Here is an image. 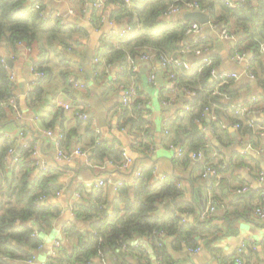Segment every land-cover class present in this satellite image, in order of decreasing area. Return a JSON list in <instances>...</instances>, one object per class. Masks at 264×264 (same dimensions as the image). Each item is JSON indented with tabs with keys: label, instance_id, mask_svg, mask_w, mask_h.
<instances>
[{
	"label": "crops",
	"instance_id": "0c3cea01",
	"mask_svg": "<svg viewBox=\"0 0 264 264\" xmlns=\"http://www.w3.org/2000/svg\"><path fill=\"white\" fill-rule=\"evenodd\" d=\"M43 1L64 22H74L73 18H75L80 19L83 24H79L81 27L78 28V33L68 41L69 46L65 48L63 44L55 43V50L49 54V65L53 72V76L50 78H43V75L39 76L37 71L31 69L39 54L36 42L30 46L19 42L16 56L11 50L2 52H5L2 56L6 58V63L7 60H10L13 64L9 66L7 63L9 69L11 68L15 73L16 85L14 84V89L18 95V106L14 109L13 122L0 128L3 137L15 140L14 147L8 153V167L11 168V162L16 160L25 148L32 149V146L36 144L39 157H42V161L48 169H52L57 174V182L61 184L58 191L41 197L37 202L38 205L44 203L56 205L60 209V214L46 232L35 222H29L28 225L33 226L34 229L33 236L40 240L37 251L29 259L49 264V256L53 254L50 253V248L54 241L58 240L61 243L65 240L62 233L64 222L75 220L73 203L80 202L79 199L83 202L87 198V195L84 197L81 195V186L84 187L87 194L102 190L105 197L104 204L109 213H112L113 202L119 195L117 192L119 185L113 183H129L134 171L139 166L143 167L149 163V157H144L142 153L137 152L136 156L131 152V144L136 138L133 140L132 134L125 127H119L121 114L118 109L120 108L122 90L133 88L135 90L133 101L138 97L142 98L150 109L149 113L144 115L153 128V143L149 152L150 156L156 158L153 178L157 179L162 174L165 177L171 174L180 175L178 186L183 192L182 199L190 202L194 207L193 212L187 211L183 216L189 220L197 217L195 225L204 224L208 217L202 219L201 211L205 209L209 201L215 206V211L211 215L216 216L221 212V214L227 212L236 215L228 224L222 218L223 215L220 220L213 219L212 223L217 225L218 232L213 231V228L209 230L206 225L205 238L200 239L197 246L187 247L182 244L181 250L176 251L172 246H169L170 238L167 239L166 245L169 246L168 250L174 257V261L177 264H237L234 255L238 247L244 243L245 250L246 246L247 248L250 246L254 251V257L249 264H263L264 218L259 217L256 210L264 209V195L261 194V185L258 182L259 173L262 172L264 176V74L257 76L249 71L253 59V54L250 51H240L246 54V58L240 62L234 58V52L238 50L237 43L240 39L248 40L252 36L264 41V11L258 20H253L248 6L244 7L246 0L245 2L244 0H232L237 5L230 8L239 7L244 14L242 15L243 19L239 20L236 13L228 9L229 6L225 0H214L213 17L215 21L211 19L210 12L201 8L197 11L206 12L209 15V20L206 23H201L186 17L189 11L196 9L181 8L172 14L167 10L164 17L168 21L179 18L181 22H197L202 26L200 33L188 35L184 33V39L178 44L183 46L179 50L178 58L193 64V67L197 66L203 58H207L210 63H216L213 70L217 73L233 72L240 75L239 79L225 83L220 103L211 105L210 112L204 117L203 134L194 142L195 150L191 151L190 146H187L180 156H189L182 157L183 159L178 161L177 158L174 159L173 151L160 141L161 137L167 134L164 131L165 128L168 129L166 123L177 119V115L181 116L185 111L184 108L194 97L177 93L174 90L166 79L165 71L157 57L153 60H144L139 54L135 58L128 57L125 60V65L118 61L106 64V59L102 56L104 49L102 39L108 38L109 42L114 45V47H110L109 52L118 49L119 44L112 35L114 31L121 30L128 23V19L125 17L121 20L110 19L108 12L110 5L107 0L105 7L97 11L99 20L96 24L88 23L81 19L80 15L83 8L89 11L97 0L94 2L86 0L80 4L81 6L78 4L79 0ZM251 1L253 6H258L260 2V0ZM71 8L74 9L73 14L70 13ZM210 23L220 28H228L234 37L231 39L222 38L218 31L212 29ZM192 45L198 46L191 47ZM185 47L193 50L200 48L204 51L197 54L193 50L184 53L182 50ZM149 49L147 48V50ZM259 55L264 61L260 49ZM131 64L135 70L131 69ZM64 69H67L65 71L69 73L68 79L62 76L61 71ZM123 69L126 71L125 76L120 77V82L113 83L116 81L118 73ZM151 74L155 75L154 84L150 81ZM249 74L253 76L251 77ZM213 79L215 78L211 76V80ZM72 82L82 86L75 87ZM112 84L115 89L109 93V86ZM36 87L42 88V98L36 105H33L32 102L27 103L29 93ZM214 90L216 93L219 92L217 85ZM58 96L71 104L69 109L56 105L55 100ZM252 97L254 100L249 104ZM241 103L250 106L245 113L237 115L233 109ZM96 104H102L105 107L103 122L97 118ZM229 107L232 110L225 111ZM77 110L84 111L87 114V119L78 118L75 114ZM78 121H81L80 124ZM89 121V128L94 131L99 129L103 139L114 138L120 141L125 158L131 160L128 167L115 166L108 160L101 166L89 160L88 151L91 148V139L85 130ZM236 122L240 123L239 127L234 126ZM74 127H76V134L72 135L73 143L68 150L62 149L72 151L78 147L86 151L88 157L75 156L71 161L57 160L55 156L56 139L53 135H60ZM245 129H247L246 133ZM44 130H50L52 136L45 135ZM195 152L202 153V157L193 158L192 153ZM31 157L37 158L35 155H31ZM204 162L211 163L214 167L221 165L218 184H215L214 179L205 172ZM37 172L38 168L33 171L31 178ZM116 176L117 179L114 178ZM97 178L107 181L104 187L95 188L93 186V181ZM242 188L247 189L240 192ZM246 191L251 192L238 196V193ZM258 191H260L261 199L257 195ZM162 204L159 205L160 208ZM125 210V206L121 204L120 214H123ZM183 220L185 219L183 218L181 222H185ZM229 223L233 229L232 233L222 234L225 224L229 225ZM233 227L237 230L236 233ZM216 235L219 236L213 242H209L211 237ZM127 244H130L129 248L131 249L130 264H161L158 256L159 251L153 248L150 239L146 236H135L128 240ZM131 246L139 247L142 250H133ZM195 248H199V250L192 251ZM139 251L140 253H137ZM24 263L32 264L26 260ZM113 263L112 258L104 259L103 256H100L90 264Z\"/></svg>",
	"mask_w": 264,
	"mask_h": 264
},
{
	"label": "trees",
	"instance_id": "16d2710c",
	"mask_svg": "<svg viewBox=\"0 0 264 264\" xmlns=\"http://www.w3.org/2000/svg\"><path fill=\"white\" fill-rule=\"evenodd\" d=\"M85 1L79 0V6ZM107 1L110 5L108 11L110 19L127 18L131 30L124 36L112 35L119 47L111 52L110 47L114 45L108 38L102 39L104 48L102 56L105 57L106 64L118 61L125 65L128 57L135 58L142 52L154 54V58L160 53L180 56L179 50L183 46L178 44L184 39L185 28L190 22H181L179 18L166 20L164 16L172 3L182 6V1L196 2L202 9L210 12L211 19L215 21L214 0H130V5L125 0ZM245 6H248L253 20H258L264 11V0H260L258 6H253L251 0H246ZM228 9L233 10L239 20L243 19L244 14L239 7ZM97 11L95 6L88 11L93 24L99 20ZM80 27L75 21L64 22L43 0H0V128L13 122L14 108L7 102L12 96L14 84L16 85L9 76L6 58L2 56L5 52H2L11 50L16 56L19 42L27 46L36 42L39 54L32 67L34 71L42 72L43 78H50L53 72L49 65V54L55 50V43L59 42L66 48L69 46L68 41L78 33ZM259 41L257 37L251 36L248 40L240 39L237 43L239 51H250L253 54L249 71L257 76L264 74V61L259 55ZM215 65L214 62L205 64L200 61L192 69L183 67L173 69L174 77L171 80L174 85L193 90L196 95L189 101L190 109L185 110L180 117L176 114L177 119L167 124L168 132L160 141L163 145L180 147L182 150L190 146L191 151L195 150L194 142L203 134L205 106L220 103L223 96L225 83L222 84L218 78L211 80ZM65 70L67 69L61 71L62 76L68 79L69 73ZM125 72V69L121 70L113 83L120 82V77L125 76ZM216 85L218 93H214ZM109 88V93L115 89L113 84ZM42 92V88L36 87L29 93L27 103L32 102L36 105L42 98ZM16 100L18 106V97ZM149 111L145 101L138 97L132 102L131 107H125L119 118L121 122L119 127H125L132 134L133 140L136 138L131 144V152L135 155L136 152L142 153L144 157L150 159L149 163L143 166L141 176L134 184L123 182L117 187L119 195L113 202L112 213H109L104 204L102 190L87 194L81 186L80 193L83 197L87 195V198L83 202L73 203L75 220L64 222L62 233L65 240L49 256V264H90L95 258H100V253L104 259L112 258L113 264H130L131 249L127 241L135 236H146L150 239L153 248L159 251L158 256L163 264H177L170 255L169 246L176 251L181 250L182 244L187 247L197 246L199 240L205 238L206 225L209 230L213 228V231H217V225L212 223L213 219L220 220L223 215L222 218L228 224L235 218V214L221 212L208 217L204 224L195 225L197 217L189 220L183 216L187 211L193 212L194 207L182 199L183 192L178 186L180 175L171 174L162 180L153 178L156 158L149 155L153 143V128L144 115ZM80 122L78 121L79 124ZM89 125L90 121L85 128L91 139L89 160L101 166L107 160L115 166H121L125 161V155L120 141L114 138L103 139L101 134H96ZM74 134L76 127L61 133L59 143L63 149L68 150L71 146ZM14 145L15 140L3 137L0 133V264H25V260L27 261L37 251L40 243V240L33 236L34 229L28 225L29 222H35L46 232L60 214V209L52 203L37 204L41 197L54 194L61 188V184L57 182V174L52 169H38L31 178V174L37 168L35 159L31 157V148H25L20 156L11 162L9 168L8 153ZM186 156L189 155L182 157ZM182 157L176 158L180 161ZM257 195L261 199L260 191ZM121 204L126 208L123 214H120ZM183 218L185 222H181ZM227 224L222 234L232 233L230 223ZM234 230L236 233L237 230L235 228ZM217 236L219 235L211 237L209 242H213ZM169 238L170 245L167 246L166 240ZM131 248L142 250L134 246ZM234 256V260L239 257L242 264H249L254 257V251L250 246L248 248L246 246V250L236 252Z\"/></svg>",
	"mask_w": 264,
	"mask_h": 264
},
{
	"label": "built area",
	"instance_id": "2783aa9c",
	"mask_svg": "<svg viewBox=\"0 0 264 264\" xmlns=\"http://www.w3.org/2000/svg\"><path fill=\"white\" fill-rule=\"evenodd\" d=\"M125 1L127 3H129V5H130V0H125ZM225 3L229 7H235L237 5L236 2H234L232 0H225ZM105 4H106V0H97L95 3H93V6H95L97 9H103L105 7ZM181 8H190V9L201 10V7L196 2H192V1L191 2H189V1L188 2H184V1H182V6H179V5H176V4L172 3L169 6V8H168V12L171 13V14L172 13H176ZM70 13H72V14L74 13V9L73 8L70 9ZM82 13H83V15H82ZM82 13L80 15V18L85 20V21H87L88 23H92L91 17L88 14L84 15V14L88 13V10L86 8H83ZM210 25H211L212 29H214L215 31L219 32V35L222 38L231 39V38L234 37V35L229 31L228 28H220L217 25L212 24V23H210ZM130 30H131V27H130L129 24H127L121 30L114 31L113 35L124 36L125 34L129 33ZM201 30H202V26L201 25H199L197 22H191L185 28L184 33L186 35L192 34V33H200ZM259 49H260V52L262 53L263 58H264V41H259ZM192 50L193 49H191L189 47H185L182 50V52L187 53V52L192 51ZM193 51L197 54V53L203 52L204 50H201L200 48H195ZM140 56L144 60H153L155 55L151 54V53L143 52ZM157 58H158L159 63L162 66V69L165 71L164 74L166 75V79L171 83V85L173 86L174 90L177 93H182L183 95H188L190 97H195V95H196L195 91L189 90V89L184 88V87H181V88L176 87L174 85V83L172 82V80H171L174 77L173 69H176V68H179V67H183L185 69H192L193 64H190V63L182 60L181 58H178V57L166 54V53H160ZM234 58L236 59L237 62H240V61H243L246 58V54L244 52H240L238 50H235ZM202 61L205 64H209L210 63V60L207 59V58H203ZM6 67L8 69V73H9L10 78L15 82V73H14V71L11 68L9 69L8 66H6ZM31 69L34 70L33 67H31ZM131 69L135 70V68H134V66L132 64H131ZM37 74L39 76L43 75L42 72H37ZM249 75L251 77L253 76L252 74H249ZM212 76L214 78L220 79L222 84L226 83V82H228L230 80H234V79H239L240 78V75H238L236 73H233V72L217 73L214 70H212ZM150 81H151L152 84H154V81H155V75L154 74H151ZM73 85L75 87H78L81 84H78V83L74 82ZM214 93H216L215 90H214ZM134 94H135V90L133 88H131V89H123L122 90V96H121V100H120V108L118 109L119 114H123L125 107H128V108L131 107V104H132L133 99H134ZM17 97H18V95L16 94L15 89L13 87L12 96H11V98L9 99V101L7 103H9L14 109L17 108V100H16ZM253 100H254V97L251 98V100L249 101V104L252 103ZM55 102H56V105L58 107H62L64 109H69L70 106H71V104L69 102L65 101L63 98H60L59 96L55 100ZM249 106L250 105L241 103V104H239V106L234 107L233 112L236 113L237 115H241V114L245 113L248 110ZM210 107L211 106H208V105L205 106V108L203 110L204 116H206L207 113L210 112ZM188 109H190V105H188V106H186L184 108V110H188ZM230 110H232L231 107L225 109V111H230ZM75 114L81 120H86L87 119V114L84 111L77 110V111H75ZM182 115H183V112H182L181 116ZM213 118H215V116H213ZM239 124L240 123L236 122L234 126L235 127H239ZM166 125H167V123H166ZM164 131L167 133L168 129L165 128ZM95 132H96V134H100L99 129H95ZM43 133L45 135H47V136H52V132L50 130H44ZM19 135H21V133H19ZM42 136H44V135H42ZM53 136H54V139H56L55 143H56L57 150H56V155L55 156H56L57 160L71 161L73 159V157H75V156L88 157L87 152L83 151L82 149H80L78 147L74 148L72 151H64L62 149L60 143H59V140L61 139V134L60 135H53ZM168 148H170L173 151L174 158L180 156L181 153L183 152V150L180 147L177 148L175 146H170ZM9 151H11V149ZM31 151H32L31 155H35L37 157V158H35V163H36L37 168L41 169V170H48V167H46L44 165L43 161H42V157H39L40 155L38 153L36 144L34 146H32ZM124 154H125V152H124ZM192 157L193 158H201L202 157V153H200V152L192 153ZM130 163H131V160L126 157L125 161L122 164V167L126 168V167H128L130 165ZM204 166H205V172L208 173L209 176L214 179L215 184H218L219 167L221 165L218 166V167H214L210 163L204 162ZM142 169H143V167L139 166L134 171L132 179L129 181V183H131V184L136 183L137 179L142 174ZM153 173H155V170H153ZM164 178H165V175H163V174L159 175L157 177L158 180H162ZM154 179H156V178L154 177ZM152 181H154V180H152ZM258 182L261 185V194L264 195V186H263L264 176H263L262 172L259 173ZM106 183H107V181H105L104 179L97 178V179H95L93 181V186L95 188H100V187H104ZM113 184L120 185L121 183L120 182H117V183L114 182ZM246 189L247 188H242L240 190V192L245 191ZM214 211H215V206L213 205V203L211 201H209L207 203V206L205 207V209L201 211V218L204 219L205 217H209ZM256 213L258 214L259 217L264 218V209L258 208L256 210ZM159 233L161 234L162 232H159ZM59 245H60L59 241L55 240L53 245H52V247L50 248V253L51 254L54 253L55 249ZM198 250H199V248L192 249V251H198ZM244 250H245V244L242 243L238 247L237 252L240 253V252H243ZM100 256L102 257V253H100ZM235 261H236L237 264H242V260L239 257H236ZM27 262L28 263H32V264H45L44 262H34L33 259H29V260H27ZM161 264H163V263L161 262ZM252 264H254V263H252Z\"/></svg>",
	"mask_w": 264,
	"mask_h": 264
},
{
	"label": "water",
	"instance_id": "95a60500",
	"mask_svg": "<svg viewBox=\"0 0 264 264\" xmlns=\"http://www.w3.org/2000/svg\"><path fill=\"white\" fill-rule=\"evenodd\" d=\"M94 1L95 0H90V2H94ZM186 17L188 19L195 20V21H199L201 23H206L209 20V15L206 12H201V11H197V10L189 11L186 14ZM73 21H75L77 24H83V22L80 19L73 18ZM7 63L9 64V66H12L13 65L10 60H7ZM250 192L251 191H246L244 193H238V196L245 195V194H248ZM78 201L81 202L80 199Z\"/></svg>",
	"mask_w": 264,
	"mask_h": 264
},
{
	"label": "rangeland",
	"instance_id": "374dc122",
	"mask_svg": "<svg viewBox=\"0 0 264 264\" xmlns=\"http://www.w3.org/2000/svg\"><path fill=\"white\" fill-rule=\"evenodd\" d=\"M96 108H97V118L99 119L100 122H103V113L105 111V107L102 104H96ZM115 179H117V176L114 177ZM90 187V184L88 185Z\"/></svg>",
	"mask_w": 264,
	"mask_h": 264
}]
</instances>
